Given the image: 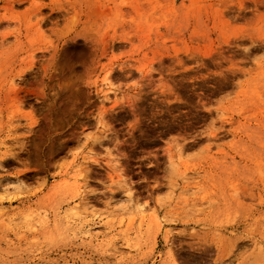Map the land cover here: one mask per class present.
<instances>
[{
	"label": "rangeland",
	"instance_id": "obj_1",
	"mask_svg": "<svg viewBox=\"0 0 264 264\" xmlns=\"http://www.w3.org/2000/svg\"><path fill=\"white\" fill-rule=\"evenodd\" d=\"M0 264H264V0H0Z\"/></svg>",
	"mask_w": 264,
	"mask_h": 264
},
{
	"label": "bare ground",
	"instance_id": "obj_2",
	"mask_svg": "<svg viewBox=\"0 0 264 264\" xmlns=\"http://www.w3.org/2000/svg\"><path fill=\"white\" fill-rule=\"evenodd\" d=\"M78 49V48H77ZM103 92V99H107V100H109L110 99V94H109V92H106V90L104 91H102ZM258 255V254H257ZM255 259V258H254ZM249 261H251V260H249Z\"/></svg>",
	"mask_w": 264,
	"mask_h": 264
}]
</instances>
